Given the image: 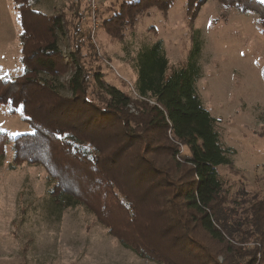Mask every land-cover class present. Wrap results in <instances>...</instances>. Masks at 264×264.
Returning <instances> with one entry per match:
<instances>
[{"label":"trees","instance_id":"16d2710c","mask_svg":"<svg viewBox=\"0 0 264 264\" xmlns=\"http://www.w3.org/2000/svg\"><path fill=\"white\" fill-rule=\"evenodd\" d=\"M11 1L21 28L23 72L0 78V104L20 112L33 131L12 139L0 131V158L11 140V169L22 163L43 167L56 207L84 205L142 259L264 264V198L240 209L229 206L218 169L232 165L234 150L222 144L217 120L198 95V45L177 68L170 67L160 41L141 48L132 98L87 67L82 50L92 45L88 31L73 35V6L46 15L34 8L40 0ZM205 1L187 0V15L193 19ZM218 1L254 12L264 34V2ZM173 2L123 1L100 23L111 39L122 40L146 10L165 11Z\"/></svg>","mask_w":264,"mask_h":264},{"label":"rangeland","instance_id":"374dc122","mask_svg":"<svg viewBox=\"0 0 264 264\" xmlns=\"http://www.w3.org/2000/svg\"><path fill=\"white\" fill-rule=\"evenodd\" d=\"M123 1L129 0H100V22ZM186 1L174 0L165 11L149 8L124 31L122 40L111 39L100 23L94 30L97 47L85 45L82 52L87 67L98 69L106 83L135 98L134 59L141 48L160 41L170 67L177 68L198 45V95L217 120L222 144L234 150L232 165L220 167L219 178L229 206L240 209L264 198V34L252 11L240 13L218 0H206L191 19ZM69 6L71 0H40L34 8L52 15ZM20 31L13 2L0 0V78L23 72ZM61 46L67 53V41ZM91 51L97 56L92 58ZM128 109L135 113L133 104ZM22 118L0 104V131L10 139L33 131ZM13 157L10 140L0 158V264H157L120 244L84 205L56 207L48 195L45 169L27 163L11 169Z\"/></svg>","mask_w":264,"mask_h":264},{"label":"built area","instance_id":"2783aa9c","mask_svg":"<svg viewBox=\"0 0 264 264\" xmlns=\"http://www.w3.org/2000/svg\"><path fill=\"white\" fill-rule=\"evenodd\" d=\"M99 1L100 0H71V5L73 9L71 11L72 17H75V23L77 29L75 28L73 35H79L80 32L88 31L90 37V43L96 46V42L94 39V30L99 26ZM76 7L78 10V15L76 16ZM132 92L134 97H136V93L134 88H132ZM152 104V102H150Z\"/></svg>","mask_w":264,"mask_h":264},{"label":"crops","instance_id":"0c3cea01","mask_svg":"<svg viewBox=\"0 0 264 264\" xmlns=\"http://www.w3.org/2000/svg\"><path fill=\"white\" fill-rule=\"evenodd\" d=\"M69 2H70V0H69ZM14 9H15V7H14ZM20 34V33H19ZM19 34H18V36H19ZM19 47H20V45H19ZM20 58H21V52H20ZM19 58V59H20ZM21 62V61H20ZM15 66H16V64H15ZM15 78V77H14Z\"/></svg>","mask_w":264,"mask_h":264}]
</instances>
